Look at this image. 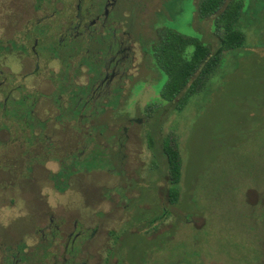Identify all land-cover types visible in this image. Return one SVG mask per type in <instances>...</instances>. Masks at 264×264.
<instances>
[{"label": "rangeland", "instance_id": "rangeland-1", "mask_svg": "<svg viewBox=\"0 0 264 264\" xmlns=\"http://www.w3.org/2000/svg\"><path fill=\"white\" fill-rule=\"evenodd\" d=\"M16 2L0 0L2 44L17 29ZM242 3L244 46L224 51L215 73L175 111L160 100L166 76L153 69L148 48L157 29L167 27L214 53L220 44L212 19H198L196 0H118L133 59L118 102L93 121L103 124L97 142L111 156L102 152L104 163L96 162L103 171L85 173L83 155L75 158L83 127L66 114L54 121L61 110L50 98L48 70H58L57 62L38 81L23 78L25 93L36 87L43 97L25 108L32 110L31 127L24 113L15 121L14 111H4L5 122L0 110V264L5 257L11 264L15 247L31 250L42 233L51 240L49 263L70 258L74 244V258L87 264H264V0ZM21 17L25 22L29 15ZM11 57H0V71H15ZM82 72L76 84L89 83L90 71ZM67 97L61 95L65 107ZM34 133L42 136L39 143L32 142ZM165 141L181 157L174 204L160 156ZM64 170L67 176H59ZM78 232L84 238L72 243Z\"/></svg>", "mask_w": 264, "mask_h": 264}, {"label": "flooded vegetation", "instance_id": "flooded-vegetation-1", "mask_svg": "<svg viewBox=\"0 0 264 264\" xmlns=\"http://www.w3.org/2000/svg\"><path fill=\"white\" fill-rule=\"evenodd\" d=\"M17 5L16 14L20 19L14 36L4 40L3 44L0 42V57L11 55L10 65L15 69L9 72L0 71V89L7 90L0 104L3 120L6 122L9 117L8 113L3 114L4 111H14L10 115L15 121H18L17 116L20 113H24L23 123L31 127L29 121L32 110L25 108L34 107L38 97L42 95L35 91L36 87L31 89V93H25L27 88L23 86V78H35L38 81L41 70L47 68L51 62H57L58 70H48V80L54 87L50 98L54 106L61 110V114L54 121L62 123L66 114L83 127L80 132L82 146L75 158L83 155L84 162L80 161V164L85 173L93 170L103 171L89 164H96L92 160L100 159L102 152L107 153V147L104 148L97 142L96 135L97 126L103 124L95 125L93 121L97 120L96 114L100 111L114 108L121 92V84L127 78L126 72L133 59L130 42L125 37L126 32L119 27L122 24L116 12L118 0H24V4H21L20 0ZM22 15H29V18L24 22ZM26 62L31 66L29 72H26L27 68L23 71ZM84 68L90 71L89 83L76 84V79L82 75ZM12 93L20 94L19 98L11 100ZM64 94L68 96L66 101L69 106L66 107L61 98ZM42 125L45 126L44 122ZM32 137L33 143H39L42 138L40 134L35 133ZM50 144L52 143L47 142L45 145L47 153L53 147V144ZM116 144L118 143L116 142L115 146ZM164 145L161 144L160 156L165 158L166 166ZM106 156L108 160L111 158L110 153ZM164 179L167 184V174ZM114 191L116 192V189ZM78 237L84 238L78 232L74 235L72 243ZM50 245L51 240L42 233L39 243L32 246L28 252L23 253L21 248L15 247V258L11 264H87L86 260L74 258L77 253L74 244L70 249L73 254L70 258L63 257L62 261L56 262L52 257L51 263L46 262L44 257ZM5 259L6 257L1 264H6Z\"/></svg>", "mask_w": 264, "mask_h": 264}, {"label": "trees", "instance_id": "trees-1", "mask_svg": "<svg viewBox=\"0 0 264 264\" xmlns=\"http://www.w3.org/2000/svg\"><path fill=\"white\" fill-rule=\"evenodd\" d=\"M242 8V0H196L195 12L198 19L210 18L213 21L214 33L220 44L214 53L197 38L184 36L167 27L157 29L148 52L153 69L166 76V82L159 94L161 101L172 105L175 111H180L189 98L215 73L223 52L244 46L246 37L238 28L242 19ZM188 48H192L189 57L186 55ZM164 152L167 182L170 185L168 196L170 203L174 204L179 197L176 187L181 179V157L178 149L168 141H165ZM99 158L92 161L104 163L105 158ZM89 164L96 167L91 162ZM68 173L62 172L59 176H67Z\"/></svg>", "mask_w": 264, "mask_h": 264}, {"label": "clouds", "instance_id": "clouds-1", "mask_svg": "<svg viewBox=\"0 0 264 264\" xmlns=\"http://www.w3.org/2000/svg\"><path fill=\"white\" fill-rule=\"evenodd\" d=\"M56 62H53V64H55ZM51 66V65H50Z\"/></svg>", "mask_w": 264, "mask_h": 264}]
</instances>
